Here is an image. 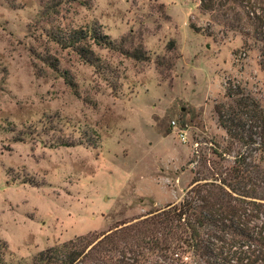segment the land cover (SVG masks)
I'll return each instance as SVG.
<instances>
[{
    "label": "rangeland",
    "instance_id": "obj_1",
    "mask_svg": "<svg viewBox=\"0 0 264 264\" xmlns=\"http://www.w3.org/2000/svg\"><path fill=\"white\" fill-rule=\"evenodd\" d=\"M91 28L112 46L88 43L96 67L51 38ZM260 47L198 0H0V264L162 208L228 165L244 148L219 161L215 107L230 86L264 112Z\"/></svg>",
    "mask_w": 264,
    "mask_h": 264
},
{
    "label": "trees",
    "instance_id": "obj_2",
    "mask_svg": "<svg viewBox=\"0 0 264 264\" xmlns=\"http://www.w3.org/2000/svg\"><path fill=\"white\" fill-rule=\"evenodd\" d=\"M198 7L261 43L264 57V0H198ZM51 38L61 47L75 48L94 67L98 58L89 44L112 47L96 28ZM86 38L90 42L81 44ZM129 56L146 57L139 47ZM225 93L232 104H218L215 112L228 141L225 149L214 152L221 161L234 144L244 148L235 151L228 165L211 162L212 170L196 171L177 201L48 246L29 264H264V168L259 165L264 159V112L242 90L229 86Z\"/></svg>",
    "mask_w": 264,
    "mask_h": 264
},
{
    "label": "built area",
    "instance_id": "obj_3",
    "mask_svg": "<svg viewBox=\"0 0 264 264\" xmlns=\"http://www.w3.org/2000/svg\"><path fill=\"white\" fill-rule=\"evenodd\" d=\"M170 123H171V125L175 124V122L173 120ZM178 136L180 137L181 140H184V135L182 133H178Z\"/></svg>",
    "mask_w": 264,
    "mask_h": 264
}]
</instances>
